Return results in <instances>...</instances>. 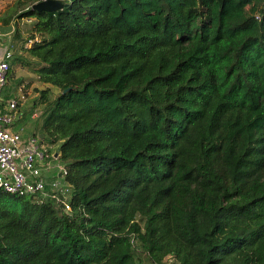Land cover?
<instances>
[{
    "label": "trees",
    "instance_id": "trees-1",
    "mask_svg": "<svg viewBox=\"0 0 264 264\" xmlns=\"http://www.w3.org/2000/svg\"><path fill=\"white\" fill-rule=\"evenodd\" d=\"M36 1L5 85L71 210L0 189V264H264V0Z\"/></svg>",
    "mask_w": 264,
    "mask_h": 264
},
{
    "label": "built area",
    "instance_id": "built-area-1",
    "mask_svg": "<svg viewBox=\"0 0 264 264\" xmlns=\"http://www.w3.org/2000/svg\"><path fill=\"white\" fill-rule=\"evenodd\" d=\"M256 18L259 19L258 14ZM9 57V50L0 55V90L7 81ZM25 100L23 94L16 95L7 101L4 110L0 109V189L7 193L36 195L39 201L49 198L70 211L72 188L63 181L65 169L56 155L41 152L37 136L23 140L20 131L14 128V123L22 116L20 105ZM38 115L39 108H32L30 118L36 119Z\"/></svg>",
    "mask_w": 264,
    "mask_h": 264
},
{
    "label": "rangeland",
    "instance_id": "rangeland-1",
    "mask_svg": "<svg viewBox=\"0 0 264 264\" xmlns=\"http://www.w3.org/2000/svg\"><path fill=\"white\" fill-rule=\"evenodd\" d=\"M31 2L32 0H0V55L6 50H11L10 39L14 26L18 25L19 27H22L28 21L27 18H18L17 15L21 13V11L25 10L26 7L31 4ZM5 20H7V22H5ZM30 69L31 68L23 65H16L14 67L15 78H21L22 84L15 86L16 83L14 82L10 86L9 84L7 86L5 85L0 93V97L10 92H15L16 95L23 94L26 98L25 102L20 105V111L23 112L22 116L14 123V128L17 131H20L23 140L29 138L31 133L39 130H37L38 121L31 119L25 111V109H28L31 105V101L35 98L33 87H42L40 84L34 81L29 84V81H31L34 75ZM37 107L41 110L42 105L38 104ZM37 136L39 137L40 151L48 154L53 153L55 146L50 145L47 140H44L42 137H40V134ZM54 163H56V161H54Z\"/></svg>",
    "mask_w": 264,
    "mask_h": 264
},
{
    "label": "water",
    "instance_id": "water-1",
    "mask_svg": "<svg viewBox=\"0 0 264 264\" xmlns=\"http://www.w3.org/2000/svg\"><path fill=\"white\" fill-rule=\"evenodd\" d=\"M67 5V3H64L60 0H38L31 5V8L37 11H56L58 9L66 7Z\"/></svg>",
    "mask_w": 264,
    "mask_h": 264
}]
</instances>
